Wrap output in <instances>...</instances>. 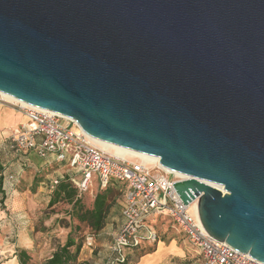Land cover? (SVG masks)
<instances>
[{
	"label": "water",
	"instance_id": "1",
	"mask_svg": "<svg viewBox=\"0 0 264 264\" xmlns=\"http://www.w3.org/2000/svg\"><path fill=\"white\" fill-rule=\"evenodd\" d=\"M0 93L159 159L264 263V0H0Z\"/></svg>",
	"mask_w": 264,
	"mask_h": 264
},
{
	"label": "built area",
	"instance_id": "2",
	"mask_svg": "<svg viewBox=\"0 0 264 264\" xmlns=\"http://www.w3.org/2000/svg\"><path fill=\"white\" fill-rule=\"evenodd\" d=\"M0 103L26 118V123L10 137L11 149L34 151L42 157L54 155L56 161L77 169L74 170L77 177L70 182L79 193L88 192L94 180L102 189L112 181L126 185L123 223L109 247L115 257L111 264L127 261V253L144 242H157L158 235L149 224V217L156 214L169 218L175 230L188 239L199 257L198 264H264L207 234L192 204L183 205L172 186L185 178L161 168L158 162L108 153L72 120L57 113L1 95ZM9 179L12 181L11 176ZM58 183L59 180L54 179L51 188ZM92 244L93 237H86L84 245L91 247Z\"/></svg>",
	"mask_w": 264,
	"mask_h": 264
},
{
	"label": "crops",
	"instance_id": "3",
	"mask_svg": "<svg viewBox=\"0 0 264 264\" xmlns=\"http://www.w3.org/2000/svg\"><path fill=\"white\" fill-rule=\"evenodd\" d=\"M25 123L26 118L21 113L0 103V175H2L0 181V201L4 200V205L9 201V204L14 205L16 210L24 209L26 207L24 199L33 198L35 193L40 194L46 191L50 194L54 189L51 188L54 179H58L60 182L64 179L70 181L73 177H77L75 171L72 172L66 163L56 161L54 155H48L45 157L47 159H44L39 164L31 157L34 151L20 153L10 149V137L13 131L19 129ZM63 170L65 171L63 172ZM9 176L12 177V181L9 179ZM94 185H98L96 180H94L91 188ZM13 212H15L13 215L14 221H11L5 218V210H0V230L2 232L0 235V264H19L17 258L19 250L26 251L31 258H36L38 253L43 250L37 249L41 245L35 243L32 235L24 232L29 227L27 221L20 223V225H18L19 223H15L19 218H25L26 213ZM161 217L162 215L158 219ZM157 235L158 240L154 244V251L143 254L136 264H167L169 261V264H171L174 257H178L179 259L185 257L186 241L180 240L184 238L188 243L189 241L183 234L177 231V233L174 232V235L172 234L171 237L165 240H161L158 233ZM149 244L144 242L140 249ZM104 252L105 256L102 257L101 264H104L110 256L109 245ZM51 254L47 253V257L43 258V261L50 258Z\"/></svg>",
	"mask_w": 264,
	"mask_h": 264
},
{
	"label": "rangeland",
	"instance_id": "4",
	"mask_svg": "<svg viewBox=\"0 0 264 264\" xmlns=\"http://www.w3.org/2000/svg\"><path fill=\"white\" fill-rule=\"evenodd\" d=\"M31 157L37 162L41 163L45 157L40 156L38 153L34 152ZM72 172L77 169H72L68 167ZM65 170H63L64 172ZM62 172V173H63ZM61 173V174H62ZM104 189L100 188L98 185H94L87 193L80 197L83 205L88 208L91 207L92 200L95 195L102 192ZM51 194L41 192L40 194L35 193L33 198L24 199L26 202V207L22 210H16L14 205H10L9 201L4 205V200L0 201V210H5V218L7 220L14 221L13 215L17 211L19 213H26V217L23 219H18L15 223H25L28 222V229L21 230L29 233L35 239V243L39 246L37 249L42 250L38 253L36 258H30L28 264H41L43 263V258L47 257L46 254H51L55 248L64 244L67 235L70 233L72 237L75 238L77 242L81 244V251L76 264H101L102 257L105 256L104 250L112 242V238L120 225L121 220V204L123 203L122 194H114L111 199L112 204L109 209V214L105 219L104 227L97 233L91 230L85 223H79L76 219L71 217L72 210L71 205L66 202L59 201L53 206L48 205ZM150 216L149 223L154 227L159 234L161 240H165L171 237L174 232L177 233L171 223L170 219L166 216H162L158 219V214ZM158 219V220H157ZM21 227V226H20ZM20 231V230H19ZM172 233V234H171ZM2 234L0 230V235ZM13 236V233H12ZM88 236L93 237V246L89 247L84 245L85 239ZM15 238V236H14ZM180 241H186L185 257L179 259L174 257L171 264H198L199 257L196 254L194 248L187 242L186 239L181 238ZM188 244V245H187ZM154 249V244L145 245L143 249H138L134 251L125 264H136L139 258L145 254L149 253ZM42 253V255H41ZM31 257V256H30ZM198 261V262H197ZM167 262V264H169Z\"/></svg>",
	"mask_w": 264,
	"mask_h": 264
},
{
	"label": "trees",
	"instance_id": "5",
	"mask_svg": "<svg viewBox=\"0 0 264 264\" xmlns=\"http://www.w3.org/2000/svg\"><path fill=\"white\" fill-rule=\"evenodd\" d=\"M11 150L15 151L14 149ZM1 179H2V175H0V181ZM126 190L127 187L125 184L112 181L110 185L104 188L102 192H99L95 195L94 199L92 200L91 207L86 208L80 199V197L85 193H79L69 180L64 179L61 180L58 183V185L54 187V189L50 192L51 197L49 199L48 205L53 206L59 201L68 203L69 205H71V210H72L71 217L76 219L79 223H85L91 230L97 233L104 227L105 219L109 214V209L111 208V204L113 200L111 199V197L114 194L117 195L118 193H120L123 196V202H125ZM123 205L121 206V211H120V215H121L120 225L118 226L114 236L116 235V233L118 232V230L120 229L123 223V218H122ZM155 243L156 242L152 244ZM140 248L141 245L138 248L134 249L132 252H128L127 258L131 256L130 254H132L134 251ZM80 251H81V244L77 242L75 238L72 237V235L69 233L66 237L64 244L55 248L50 258L44 260L43 263L41 264H76ZM153 251L154 249L151 250L149 253ZM109 253L110 256L109 258H107L104 264H111L115 260V257L111 253L110 249H109ZM17 258L19 264H28V261L30 260L31 257L30 255L27 254L26 251L19 250L17 254ZM125 263L126 261L123 263H116V264H125Z\"/></svg>",
	"mask_w": 264,
	"mask_h": 264
},
{
	"label": "bare ground",
	"instance_id": "6",
	"mask_svg": "<svg viewBox=\"0 0 264 264\" xmlns=\"http://www.w3.org/2000/svg\"><path fill=\"white\" fill-rule=\"evenodd\" d=\"M0 95H1L2 97H4V98L9 99V100L16 101L15 99H13V98H11L10 96H7V95H5V94L0 93ZM96 142L99 143L100 145H102L103 147H105V148L107 149V152L110 153V154H112V153L120 154V155H122V156L129 157V158H130V157H134V156H138V157H141V158H143V159H145V160H148V161H151V162H158V161H159V159H149V158H146V157H144V156L138 155V154H136V153H133V152H131V151L125 150V149L120 148V147H117V146H113V145L108 144V143L100 142V141H97V140H96ZM177 175H178L179 177H181V178H184V176H182V175H179V174H177ZM191 207H192L194 210H196V208H195V207H196L195 202L192 203V206H191Z\"/></svg>",
	"mask_w": 264,
	"mask_h": 264
}]
</instances>
